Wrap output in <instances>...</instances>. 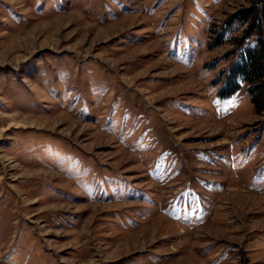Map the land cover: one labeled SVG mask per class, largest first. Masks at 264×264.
I'll return each instance as SVG.
<instances>
[{
	"label": "rangeland",
	"instance_id": "obj_1",
	"mask_svg": "<svg viewBox=\"0 0 264 264\" xmlns=\"http://www.w3.org/2000/svg\"><path fill=\"white\" fill-rule=\"evenodd\" d=\"M255 8L0 0V264H264Z\"/></svg>",
	"mask_w": 264,
	"mask_h": 264
},
{
	"label": "trees",
	"instance_id": "obj_2",
	"mask_svg": "<svg viewBox=\"0 0 264 264\" xmlns=\"http://www.w3.org/2000/svg\"><path fill=\"white\" fill-rule=\"evenodd\" d=\"M240 20L249 22L250 30L245 38L256 35V41L240 52L237 62L229 69L226 86L220 95L230 97L241 87V82L248 84V94L257 113L264 112V10L255 8L248 14L242 11ZM222 42H219V44ZM218 44V45H219Z\"/></svg>",
	"mask_w": 264,
	"mask_h": 264
}]
</instances>
